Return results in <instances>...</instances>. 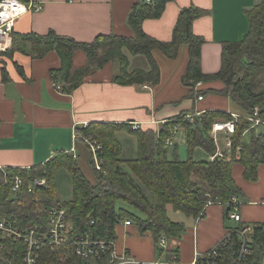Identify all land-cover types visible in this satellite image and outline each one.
<instances>
[{
  "label": "trees",
  "instance_id": "1",
  "mask_svg": "<svg viewBox=\"0 0 264 264\" xmlns=\"http://www.w3.org/2000/svg\"><path fill=\"white\" fill-rule=\"evenodd\" d=\"M173 1L137 2L128 17L130 37L99 36L91 43H79L54 32L46 36L14 34L12 49L0 54V57L6 55L13 59L16 53H21L42 59L56 52L61 60V68L51 71V79L61 87L62 93L70 95L87 77L110 63L119 69V74L113 79L115 84L156 87L161 82V71L155 52L176 60L182 48L187 47L189 62L182 79L183 85L192 90L187 98L195 95L197 100L207 95L228 98L244 117L253 116L256 109L259 111L254 121L243 116L236 121L231 160L193 159L196 149H202L211 156L216 154L217 145L211 136L213 124L219 120H235L231 114L223 111H206L200 117H195L193 122L187 120L186 116L170 119L158 132L133 130L132 124L91 123L79 129L77 134L81 142L86 137L103 146V167L107 175L95 169L91 157L97 180L93 184L82 172L75 154L64 152L30 169L6 168V174L0 169V216L11 218L19 227L41 224L45 228L48 209L63 205L75 233L80 236L117 241L118 226L122 221L129 220L142 235H152L156 251H161L163 236L169 240L180 239L186 232L184 223L170 219V207L174 212L199 219L204 216L205 208L210 203H219L224 206L225 217L229 221L234 207L233 198L244 201L246 197L233 178V166L240 164L244 168L245 180L254 183L259 180L260 167L264 166V90L257 91V83L264 80V0L246 11L249 23L246 35L239 42L223 45L221 69L213 75L202 71V47L206 40L193 30L194 22L206 15V11L196 7L183 9L170 42L158 41L144 32L143 23L160 19L167 4ZM78 51L84 52L88 60L87 66L82 69L74 68V57ZM130 56L146 58L149 69L133 68ZM16 67L22 70L17 64ZM1 71L6 80L8 72L5 63ZM213 82H220L223 87L199 89L195 93L199 84L210 85ZM257 120L263 123L259 127L254 126ZM179 126L186 133L189 153L186 161L177 157L175 148L173 159L169 156L167 141H174L175 129ZM120 132L137 139L136 158L124 159L123 147L116 137ZM239 147L242 150L237 158ZM61 170H65L72 181L73 198L67 203H61L57 198V176ZM17 176L24 179L25 186L21 194L14 196L12 186ZM39 179H45L47 185L35 187L29 192L28 184ZM227 229L229 238L198 257L196 264H261L264 257V231L255 228L252 242L248 245L250 253L243 255L240 232L244 225L241 223ZM174 256L178 260L176 253H168L169 261H173ZM109 258L106 255L96 264H108ZM40 264L94 263L77 257L67 249L52 250L46 247Z\"/></svg>",
  "mask_w": 264,
  "mask_h": 264
},
{
  "label": "crops",
  "instance_id": "2",
  "mask_svg": "<svg viewBox=\"0 0 264 264\" xmlns=\"http://www.w3.org/2000/svg\"><path fill=\"white\" fill-rule=\"evenodd\" d=\"M139 1L147 0H44V10L19 19L14 34L46 36L54 32L79 43H91L99 36L130 37L128 17ZM259 2L175 0L167 4L160 19L146 20L143 30L158 41L170 42L183 9L196 7L206 11V15L194 22L193 30L206 40L202 47V71L213 75L221 69L223 45L243 39L249 29L246 11ZM154 55L161 71V82L156 87L115 84L113 79L118 68L110 63L87 77L70 95L62 93L51 79V71L61 68L56 52L42 59L21 53H16L13 59L1 56L0 62L6 64L8 78H3L0 64V168L30 169L45 164L61 152L73 153L79 161V157L83 155L85 158L87 153L77 131L91 123L136 124L143 131L158 132L170 119L187 115L200 117L210 110L243 116L241 111L232 107L228 98L216 95L209 96L211 98L205 96L202 101L197 100L196 95L187 98L192 93L182 81L189 62L187 47L182 48L176 60L168 59L159 52ZM87 63L86 54L78 51L74 57V68H85ZM143 69H149L146 62ZM222 87L220 82L199 84L195 93L199 89ZM123 134L127 136L124 139L126 143H133L134 149L130 153L119 141ZM221 135L227 138L225 134H220L218 142ZM117 139L124 146V155L136 158L137 139L126 132L118 133ZM216 145L221 149L218 143ZM172 146L174 142L172 150H169L171 159L174 155ZM195 152L201 159L208 156L207 160L196 161H212V156L206 152ZM233 178L246 196L244 201L238 199L241 223L264 224V166L260 167L259 180L255 183L245 180L244 168L240 164L233 166ZM172 211L170 207L169 215ZM180 221L185 224L186 232L180 239L167 241V248L161 251L164 255L157 256L152 235H142L134 223L118 226V249L144 262H169L168 253H176L179 264H194L199 255L207 254L225 238L228 227L237 226L229 224L225 208L219 203H210L199 219L186 216ZM261 264H264V257Z\"/></svg>",
  "mask_w": 264,
  "mask_h": 264
},
{
  "label": "built area",
  "instance_id": "3",
  "mask_svg": "<svg viewBox=\"0 0 264 264\" xmlns=\"http://www.w3.org/2000/svg\"><path fill=\"white\" fill-rule=\"evenodd\" d=\"M147 2L152 3V0H147ZM44 4V0H0V54H6L12 49L17 21L29 13H40L44 10ZM55 86L60 90V86ZM198 100L202 101L203 98L199 97ZM258 115L259 111L256 109L253 116H243V118L254 121ZM232 116L235 119L234 121L219 120L213 124L211 136L215 142L218 143V135L220 134H225L227 141L225 151H221L217 147V152L212 156V161L219 159L231 160L233 149L232 138L236 131L235 123L241 117L238 115ZM186 119L193 122L194 117L187 115ZM260 123L257 120L254 126L257 127ZM132 127L133 130L139 129V126L136 124H132ZM181 129L180 126L175 129L174 137ZM82 140L89 146L96 170L106 174L102 158L103 146L90 138L83 137ZM167 144L171 146L173 142L167 141ZM241 150L242 147H239L237 158L240 157ZM0 169L6 174L5 168ZM35 181V184H33L34 181L28 184L29 192H32L35 187H44L46 184L45 179ZM24 186V179L20 176L15 177L12 193L14 195L21 194ZM232 204L234 207L229 215V220L234 221L237 225L241 224L242 219L238 199L233 198ZM123 224L131 226L132 222L125 221ZM255 228L264 231V224L244 225V229L240 232V238L244 246L241 252L243 255L250 253L248 245L252 242ZM74 229L73 223L68 219L67 209L63 205L48 209L45 228L41 224H30L25 227H19L11 218L0 216V264H40L43 250L46 247H50L52 250L58 248L67 249L77 257L91 261L94 264L98 263L106 255L110 256L108 264H179L176 256L173 257V261L165 263L139 261L129 256L127 251L120 252L117 241L107 238L93 239L90 236H80L75 233ZM229 235L230 233L228 232L223 240L229 238ZM168 240L165 236L162 237L160 243L161 250L167 248ZM194 264H196V261Z\"/></svg>",
  "mask_w": 264,
  "mask_h": 264
},
{
  "label": "rangeland",
  "instance_id": "4",
  "mask_svg": "<svg viewBox=\"0 0 264 264\" xmlns=\"http://www.w3.org/2000/svg\"><path fill=\"white\" fill-rule=\"evenodd\" d=\"M130 61H131V64H132V67L133 68H143V66L145 65V62L147 63V60L146 58L142 57V56H139L138 58H134L132 56H130ZM1 66H4V63L2 62V65ZM117 66V65H116ZM119 74V69L116 70V73L115 75ZM261 90H264V80H261L260 82L257 83V91H261ZM211 95H207L206 97L208 98H211L209 97ZM220 98V97H219ZM231 101V100H230ZM231 105L232 107L235 109H237L238 111H240L232 102H231ZM234 111V109H232ZM188 120V119H187ZM194 121V120H193ZM224 121V120H222ZM260 121V120H259ZM192 122V121H191ZM261 122V121H260ZM263 123L261 122L259 125H262ZM259 127V126H258ZM128 134V133H127ZM132 136V135H131ZM117 137V135H116ZM134 137V136H133ZM135 138V137H134ZM124 139H127V136L125 134H123L122 136H120L119 138V141L124 145L126 146V151L128 153L131 152L133 148V143L132 142H129V143H126ZM133 139V138H132ZM226 140L227 138L224 137V135H221L219 136V146L221 147V150L223 151V149L225 148L226 146ZM174 146H172L173 148L176 149V153H177V157L182 160V161H186L188 158H189V153H188V146H187V141H186V133L185 131H183V129L179 130L176 134V136L174 137ZM83 144H85V152L87 153L86 154V157L84 158L83 155H81V157H79V166L82 170V172L87 176V178L93 183V184H96L97 180H96V177H95V174H94V170L91 166V152H90V149H89V146L85 143V142H82ZM134 143H135V140H134ZM122 145V146H123ZM123 146V147H124ZM80 150V148L78 149ZM130 150V151H129ZM171 151L172 148L171 146L168 148V151ZM174 150V149H173ZM196 150H201V151H204L202 149H196ZM169 151V152H170ZM205 152V151H204ZM196 152H194V155H193V159L194 160H200L201 158L198 157L199 154H195ZM209 155V154H208ZM123 156H124V159L125 157L128 159V158H134L133 156L127 154V155H124V151H123ZM206 158V159H205ZM232 158V157H231ZM208 159V156H205L204 158H202L201 160H207ZM94 162V161H93ZM94 167H95V163H94ZM127 169V167H125ZM96 169V168H95ZM101 173V172H100ZM104 174V173H102ZM104 175H107L104 174ZM36 181L33 182V184H35ZM57 183H58V190H57V198L58 200L61 202V203H67V202H70L73 198V187H72V181H71V177L70 175L65 171V170H61L59 173H58V176H57ZM47 185V182L45 184V186ZM44 186V187H45ZM15 196V195H14ZM127 209H130L129 207H126ZM132 210V209H131ZM179 215V216H177ZM175 214L173 211L170 213V218L171 220L175 221V222H181V217H184L186 219V216L182 213L180 214ZM125 221H129V220H124L121 222V224H123V222ZM229 224L231 225H235L237 223H235L234 221H231L229 220L228 221ZM182 223V222H181ZM125 241L127 240V238L124 239ZM163 251V250H161ZM161 251H157V256H161V255H164L165 253L164 252H161Z\"/></svg>",
  "mask_w": 264,
  "mask_h": 264
}]
</instances>
